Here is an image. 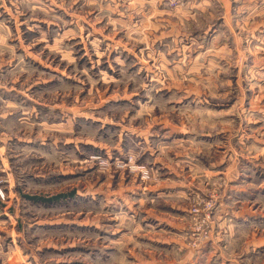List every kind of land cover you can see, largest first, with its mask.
Returning <instances> with one entry per match:
<instances>
[{
    "label": "rangeland",
    "instance_id": "1",
    "mask_svg": "<svg viewBox=\"0 0 264 264\" xmlns=\"http://www.w3.org/2000/svg\"><path fill=\"white\" fill-rule=\"evenodd\" d=\"M0 264H264V0H0Z\"/></svg>",
    "mask_w": 264,
    "mask_h": 264
},
{
    "label": "trees",
    "instance_id": "2",
    "mask_svg": "<svg viewBox=\"0 0 264 264\" xmlns=\"http://www.w3.org/2000/svg\"><path fill=\"white\" fill-rule=\"evenodd\" d=\"M27 199H30L32 201H39V202H43V203H48L51 202V200L56 199L60 196H53L51 198H45V197H41V196H26Z\"/></svg>",
    "mask_w": 264,
    "mask_h": 264
},
{
    "label": "built area",
    "instance_id": "3",
    "mask_svg": "<svg viewBox=\"0 0 264 264\" xmlns=\"http://www.w3.org/2000/svg\"><path fill=\"white\" fill-rule=\"evenodd\" d=\"M159 1L160 2H163L165 4H168V5H172V4H180V3H183L186 0H159Z\"/></svg>",
    "mask_w": 264,
    "mask_h": 264
}]
</instances>
